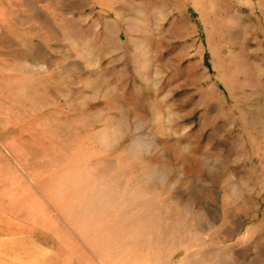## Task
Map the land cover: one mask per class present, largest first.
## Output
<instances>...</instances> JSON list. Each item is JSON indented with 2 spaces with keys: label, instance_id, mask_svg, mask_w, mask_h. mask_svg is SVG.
Wrapping results in <instances>:
<instances>
[{
  "label": "rangeland",
  "instance_id": "374dc122",
  "mask_svg": "<svg viewBox=\"0 0 264 264\" xmlns=\"http://www.w3.org/2000/svg\"><path fill=\"white\" fill-rule=\"evenodd\" d=\"M64 264H264V0H0V146Z\"/></svg>",
  "mask_w": 264,
  "mask_h": 264
},
{
  "label": "crops",
  "instance_id": "0c3cea01",
  "mask_svg": "<svg viewBox=\"0 0 264 264\" xmlns=\"http://www.w3.org/2000/svg\"><path fill=\"white\" fill-rule=\"evenodd\" d=\"M0 146V264H64L47 257V197L24 162Z\"/></svg>",
  "mask_w": 264,
  "mask_h": 264
}]
</instances>
